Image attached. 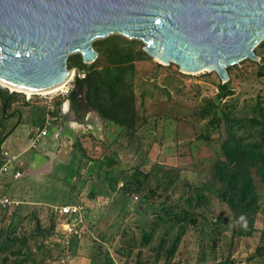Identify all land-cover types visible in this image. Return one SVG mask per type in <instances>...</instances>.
Instances as JSON below:
<instances>
[{"label": "rangeland", "instance_id": "rangeland-1", "mask_svg": "<svg viewBox=\"0 0 264 264\" xmlns=\"http://www.w3.org/2000/svg\"><path fill=\"white\" fill-rule=\"evenodd\" d=\"M259 52L264 61V46ZM106 62L102 60V64ZM260 62L243 60L232 65L235 93L223 106L236 117L249 115L258 97L264 101ZM136 66L137 106L146 120L144 125L128 135L92 109V128L87 134L91 139L82 142L86 153L77 143L55 138L53 125L60 117L52 118L58 115L57 108L49 109L43 94L19 92L4 113L0 110V137L11 131L0 152L14 148L20 154L18 168L24 171L19 178L8 176L4 183L6 192L21 204L17 209L0 207V242L7 232L16 237L12 251L0 247V264L5 257L6 264H62L64 224L69 216L62 215L58 207L76 202L85 204L88 218L75 236L66 264H163L165 256L158 243L168 224L159 222L162 207L184 204L199 185L206 196L200 211L207 221L200 219L187 228L171 264H215L229 252L234 264H264V255L254 256L258 246L264 245V198L254 233L233 238V213L217 196L220 182L213 171L216 160L224 158L220 142L225 134L213 127L208 133L207 120L199 111L218 92L219 75L215 71L186 73L178 64L165 65L152 56L137 61ZM49 95L61 102L62 112L64 96ZM44 128L48 130L46 139L30 146L36 131ZM78 129L82 133L83 127ZM234 130L239 135L261 136L260 128L247 120ZM202 135H210V139ZM106 157L110 164L101 169L94 165L92 159ZM137 169L150 174L140 190L125 183V175ZM168 174H177L178 180L165 190L162 181ZM112 175L118 176L116 185ZM144 193H148L145 199ZM216 220L218 233L213 224ZM144 232L152 237L146 244L142 243Z\"/></svg>", "mask_w": 264, "mask_h": 264}, {"label": "water", "instance_id": "water-1", "mask_svg": "<svg viewBox=\"0 0 264 264\" xmlns=\"http://www.w3.org/2000/svg\"><path fill=\"white\" fill-rule=\"evenodd\" d=\"M142 40L144 51L181 71H215L259 61L264 0H0V79L33 92L57 87L99 56L96 39L112 34ZM0 88L7 94L6 88Z\"/></svg>", "mask_w": 264, "mask_h": 264}, {"label": "trees", "instance_id": "trees-1", "mask_svg": "<svg viewBox=\"0 0 264 264\" xmlns=\"http://www.w3.org/2000/svg\"><path fill=\"white\" fill-rule=\"evenodd\" d=\"M93 45L99 52L98 58L93 63H85L79 52L69 55V67H78L81 74L75 76V88L68 98L72 105L77 106L78 110L84 111L90 107L97 111L102 119L121 127V130L126 134L132 135L138 132L146 121L140 115L137 106L136 63L150 56L144 51V43L141 40L130 39L117 33L96 39ZM263 46L264 40L255 48L261 57V75L264 74V61L259 48ZM103 59H106V64H102ZM231 69L232 65L228 67L230 79L227 82L221 81L219 83L218 92L213 97L206 99L199 113L202 119L207 120L206 130L208 133L210 127H213L225 134L221 135L220 142L224 158L216 160L213 174L220 182L217 196L229 206L234 216V238L235 236H250L254 233V222L260 211V200L264 198V101L258 97L247 116L236 117L232 115L229 109L223 106L225 100L235 93L231 85ZM19 92L13 91L7 94L0 88V110L3 113L10 107L13 97ZM60 103V101H55L56 114H59L61 110ZM1 117L4 118V115ZM244 120L260 128L261 136L259 138L239 135L234 130L235 125L242 124ZM10 133L11 131L0 137V146ZM202 138L210 139V135H202ZM77 144L86 153L82 141H77ZM92 160L99 169L111 163L108 157ZM149 175V173L137 169L131 175H125V183L132 184L137 190H140L144 180H147ZM8 176L13 177L12 174L3 176L0 187L2 193H7L4 183L8 181ZM111 178L115 185L119 183L117 175H112ZM177 180V174H168L166 180L162 181L164 189H170ZM92 195L96 197L95 193ZM147 197L148 193H144L143 198ZM205 199L203 186L199 185L195 187L193 194L185 198L184 204L164 205L162 207L164 214L158 217L159 222L163 221L168 224L158 243V249L165 256L163 264H171L190 225L198 224L200 219L207 221L205 214L200 211ZM19 206L14 207V209ZM214 223H216L214 230L218 233V221L216 220ZM74 239L75 236L71 241V252ZM151 239L150 232L142 234L143 244L148 243ZM21 241L23 244L25 243L24 239ZM216 241L215 239L214 244ZM15 244L16 237L7 232V235L0 242V247L12 251ZM256 255H264V245L258 246L254 256ZM6 260V257L3 258L2 263L6 264ZM234 261L229 252L224 259L215 264H234ZM22 262L19 261L17 264H22Z\"/></svg>", "mask_w": 264, "mask_h": 264}, {"label": "built area", "instance_id": "built-area-1", "mask_svg": "<svg viewBox=\"0 0 264 264\" xmlns=\"http://www.w3.org/2000/svg\"><path fill=\"white\" fill-rule=\"evenodd\" d=\"M75 88L73 76L66 82L65 86L60 90L56 91L59 94H62L64 98L68 97L71 91ZM46 98V104L49 109H51L50 102L53 100V96L48 94H43ZM48 135V130L46 128L39 129L36 131L34 138L31 140L32 147H36L39 141L42 140L44 136ZM19 155L14 154L8 150H1L0 152V187L1 181L4 175L12 174L13 178H19L22 176L23 171L18 168ZM21 204V200L13 197L8 193L0 192V207H16ZM57 210V209H56ZM59 212L62 215H68L69 218L64 224V233L62 243L64 250L62 252V258L60 262L66 264L67 260L71 258V241L76 234L79 233L81 225H84L88 218V212L86 206L83 202H76L73 204H64L61 207H58Z\"/></svg>", "mask_w": 264, "mask_h": 264}, {"label": "crops", "instance_id": "crops-1", "mask_svg": "<svg viewBox=\"0 0 264 264\" xmlns=\"http://www.w3.org/2000/svg\"><path fill=\"white\" fill-rule=\"evenodd\" d=\"M68 97L65 98V102L63 104V111L61 112L60 110L58 115L52 116L54 120H57L60 117L56 121V123H54L53 125V128H55V131H57L56 132L57 135H55V138H57L58 141H63L68 144H73V143L75 144L77 143V141H82L84 143L86 142V140L91 139L90 135H87L88 133L91 132L89 128H92V121L89 118L91 115L94 114L93 112L95 110L92 111L90 107H88L84 111L81 109L78 110L77 106L72 105ZM50 105H51V109H53L55 107V101L52 100L50 102ZM99 117H96L95 115V119H98ZM79 126L83 127L82 133L79 132V129H78ZM47 136L48 135L44 136L42 140H45ZM10 149H11L10 152L20 155L19 152H16L15 150H13L14 148L10 147ZM23 174H24V171H23Z\"/></svg>", "mask_w": 264, "mask_h": 264}, {"label": "bare ground", "instance_id": "bare-ground-1", "mask_svg": "<svg viewBox=\"0 0 264 264\" xmlns=\"http://www.w3.org/2000/svg\"><path fill=\"white\" fill-rule=\"evenodd\" d=\"M74 73H75V69L72 70V74H71V75L73 76ZM72 76H71V77H72ZM71 77H70V78H71ZM70 78H69V79H70ZM66 82H67V81H66ZM66 82L63 83V84H61V85H59V86H57V87H54V88H52V89H49V90L40 91V92H33V91L23 90V89H19V88L13 87V86L7 84L6 82H4L3 80L0 79V85L3 86L4 88H6L8 91H11V92H13V91H20V92H25V93H27L28 95H31V94H34V93H39V94H49V93L56 92V91L60 90L62 87H64L65 84H66Z\"/></svg>", "mask_w": 264, "mask_h": 264}]
</instances>
